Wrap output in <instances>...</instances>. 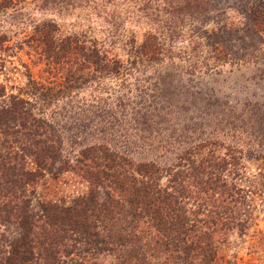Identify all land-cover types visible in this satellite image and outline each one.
<instances>
[{"label":"rangeland","instance_id":"rangeland-1","mask_svg":"<svg viewBox=\"0 0 264 264\" xmlns=\"http://www.w3.org/2000/svg\"><path fill=\"white\" fill-rule=\"evenodd\" d=\"M262 5L264 0H0V101L17 96L33 105V113L57 122L69 153L77 149L69 147L75 133L81 145L128 151L133 161L148 159L170 170L177 158H190V145L198 146L196 159H207L214 145L215 158L225 160L222 178L250 191L240 211L244 227L217 225L208 235L214 263L264 264V42L251 24ZM65 38L85 49L95 41L119 69L68 90L71 59L81 58L73 49L59 52ZM83 67L85 78L89 58ZM94 111L115 118L104 119L102 133L94 129L102 124L88 119ZM227 146L238 152L234 162L225 158ZM40 182L33 194L38 198L83 190L66 174ZM197 226L196 232L210 228ZM155 254L147 257L151 263L174 262ZM99 260L117 264L112 256Z\"/></svg>","mask_w":264,"mask_h":264},{"label":"trees","instance_id":"trees-1","mask_svg":"<svg viewBox=\"0 0 264 264\" xmlns=\"http://www.w3.org/2000/svg\"><path fill=\"white\" fill-rule=\"evenodd\" d=\"M183 5L196 7L195 2ZM251 24L263 33L264 42V5L251 14ZM57 46L66 55L76 50L81 58L71 59L64 78L68 90L86 78L103 79L120 67L117 60L101 54L95 41L85 49L65 38ZM88 58L91 73L84 78L81 68ZM32 108L17 96L0 101V264H100L104 256H112L117 264H158L147 259L157 252L166 253L173 264H193L192 257L215 264L210 232L217 225L246 224L240 211L248 205L250 191L222 178L225 160L215 158L214 145L207 159H196L198 146L190 145V158H177L179 165L170 170L148 159L133 161L128 151L81 145L75 133L69 147L77 149L69 153L57 122L41 118ZM108 118L115 120L112 112L94 111L88 119L96 121L95 126L101 123L94 129L102 133ZM142 125H136L139 132L145 129ZM237 153L227 146L226 160L234 162ZM64 174L77 178L83 190L51 198L33 195L39 181L44 185ZM199 224L210 228L196 232Z\"/></svg>","mask_w":264,"mask_h":264}]
</instances>
